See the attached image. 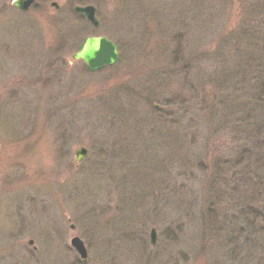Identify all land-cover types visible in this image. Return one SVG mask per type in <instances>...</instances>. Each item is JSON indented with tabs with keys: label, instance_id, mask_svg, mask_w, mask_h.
Instances as JSON below:
<instances>
[{
	"label": "rangeland",
	"instance_id": "374dc122",
	"mask_svg": "<svg viewBox=\"0 0 264 264\" xmlns=\"http://www.w3.org/2000/svg\"><path fill=\"white\" fill-rule=\"evenodd\" d=\"M83 1L97 9L96 34L121 54L94 73L73 58L89 29L79 1L37 0L23 13L0 0V264H84L75 237L86 264H264L263 233L256 242L241 231L251 204L244 184L233 180L234 209L223 202L224 212L208 214L206 197L219 202L231 173L210 162L244 142L211 132L200 111L215 93L209 69L218 76L224 59L226 69L233 63L229 53L204 63L203 53L227 49L240 13L255 5ZM255 205L262 211L263 199Z\"/></svg>",
	"mask_w": 264,
	"mask_h": 264
},
{
	"label": "trees",
	"instance_id": "16d2710c",
	"mask_svg": "<svg viewBox=\"0 0 264 264\" xmlns=\"http://www.w3.org/2000/svg\"><path fill=\"white\" fill-rule=\"evenodd\" d=\"M77 1H79L78 5L90 4L89 1L87 3H84L83 0ZM247 1L246 4L255 6L257 4V6H254L251 11H243L242 15L240 13L239 26L236 28L235 35L229 36L225 40L226 42L224 41L227 45L230 42L231 45H228L230 49L224 48L223 44L214 54L203 53L201 57L202 62L206 63L211 61L216 54H218L216 55L217 59H220L229 53L232 54L231 63H233L230 65V69H226L227 61L224 59L225 64L223 68L220 67L218 76L215 70L209 69L214 74L213 80L216 81V84L214 83L215 93L213 96L203 99V107L200 111L205 113L209 119L208 125L206 120L205 124L211 132L215 134L216 132L219 134L223 130L232 132L236 144L244 142L236 149L231 159H226V161L219 159L218 162L213 158L214 160L210 162L211 170L214 168V171L217 172L220 168L221 170L230 168L231 173L220 179V181H229L226 185L228 192L224 193L220 190L217 194L220 206L219 202L215 201L212 191L210 197H206L209 205L208 214L217 216L219 211L224 212L223 202L228 211L234 209L236 204L233 194L238 195V190L234 189L233 180L244 184L247 188V196L250 195V199L246 198V203L250 200L251 204L246 205L249 215L247 212L245 213V215L247 214L246 227H242L241 231L249 233L251 239H255L257 242L255 236L259 237L260 233L263 234L258 240H264V207L261 211L256 209L255 205L257 199L261 198L264 202V0ZM215 96L217 98L214 101ZM162 118L165 119L161 123L163 127L168 129L175 126L176 123H171L172 121L167 120L166 116H162ZM218 121L221 122V126L216 128L215 123ZM222 147L223 143L218 145V153ZM200 166H205V164L201 162ZM235 228H229L228 231H238ZM256 229L261 231L257 232ZM255 241L251 243L252 246L255 245Z\"/></svg>",
	"mask_w": 264,
	"mask_h": 264
},
{
	"label": "water",
	"instance_id": "95a60500",
	"mask_svg": "<svg viewBox=\"0 0 264 264\" xmlns=\"http://www.w3.org/2000/svg\"><path fill=\"white\" fill-rule=\"evenodd\" d=\"M11 1L14 2V5L22 11H27L35 2V0ZM52 6L60 10V5L57 2L53 3ZM76 11L84 16L93 26H99V21L96 15L97 10L94 6L76 7ZM74 59L83 60L91 72H97L108 66L115 65L120 59V53L118 46L106 37H89L84 41L78 52L74 55ZM87 154V149H79L76 153V163H81ZM151 238L153 243L156 244L158 233L155 228L152 229ZM72 246L79 253L82 263L86 264L89 255L84 241L79 237H75L72 240Z\"/></svg>",
	"mask_w": 264,
	"mask_h": 264
},
{
	"label": "flooded vegetation",
	"instance_id": "af4514ba",
	"mask_svg": "<svg viewBox=\"0 0 264 264\" xmlns=\"http://www.w3.org/2000/svg\"><path fill=\"white\" fill-rule=\"evenodd\" d=\"M36 2H37V0H35V2H34L35 4L33 3L34 5H33V4L31 5L32 8H34V7L37 6V3H36ZM53 3H55V2H53ZM53 3H52V4H53ZM52 4L50 5V6H51V9H52L53 11L56 10V11L58 12L59 10H58L57 8L53 7ZM59 5H60V4H59ZM31 7H30L27 11H21V12H23V13H27L28 11H30V10L32 9ZM17 9L20 10L19 8H17ZM60 9H61V5H60ZM74 9H75V8H74ZM61 10H62V9H61ZM82 20H84V21H86V22L89 23V27H88L89 29L87 30V34H88L89 36H94V37H99V36H100V35H97V34H96V31H97L96 29H98L99 27H98V28H95L94 26H92V24H91V23H90V22H89L84 16H82ZM86 38H87V37H86ZM84 41H85V40H84ZM84 41H83V42H84ZM117 46H118L119 53H120V48H119V44H118V43H117ZM74 55H75V54H74ZM73 58H74V56H73Z\"/></svg>",
	"mask_w": 264,
	"mask_h": 264
},
{
	"label": "bare ground",
	"instance_id": "6f19581e",
	"mask_svg": "<svg viewBox=\"0 0 264 264\" xmlns=\"http://www.w3.org/2000/svg\"><path fill=\"white\" fill-rule=\"evenodd\" d=\"M82 6H83V5H82ZM87 6H93V5H85V6H83V7H87ZM94 7H95V6H94ZM95 8H96V7H95ZM96 10H97V9H96ZM96 13H97V11H96ZM96 15H97V14H96ZM97 19H98V21H99V25H100V20H99L98 16H97ZM89 37H94V36H89V35H88L87 38H89ZM99 37H106V36H101V35H100ZM87 38H86V39H87ZM106 38L109 39L108 37H106ZM109 40H111V39H109ZM111 41L114 42V43L117 45V42H115V41H113V40H111ZM151 242H152V244H154L153 241H152V238H151ZM156 243H157V241H156ZM73 248H74V247H73Z\"/></svg>",
	"mask_w": 264,
	"mask_h": 264
}]
</instances>
